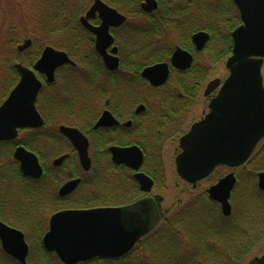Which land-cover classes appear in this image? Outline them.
<instances>
[{"label":"flooded vegetation","instance_id":"af4514ba","mask_svg":"<svg viewBox=\"0 0 264 264\" xmlns=\"http://www.w3.org/2000/svg\"><path fill=\"white\" fill-rule=\"evenodd\" d=\"M101 1L125 18L123 22L115 19L108 26V34L112 37V43L107 46L106 54L111 58L113 65L117 59L118 67L114 70L106 66L104 57L96 48L98 40L96 30L103 24L101 14L96 12L94 16L88 18L87 25L82 21L92 10L95 0H61L57 5L56 0H23V6L29 8L31 13L51 10L53 12L50 11V13L60 14L57 30L51 39L59 47L71 50L72 54L58 48L65 52L71 60H73L71 55L78 61L89 57L97 58V68L100 73L97 75L100 76L93 79L92 84L94 87L103 86V89H55V98L60 105L61 117H68L65 114L71 107L77 120L86 122L87 130L84 131L68 122L65 124L62 121L68 118L60 120L59 116L50 118L47 124L38 108L39 97L43 89L37 100V109L44 120L43 126L19 129V135L37 138L36 144L30 146L31 149L24 145L19 146H23L38 157L43 174L40 178L26 176L19 166L22 176L27 179L26 182L20 184L0 180V221L9 228L24 234L29 249L27 264H47V253L55 255L60 264H63L56 253L46 249L43 240L49 231L50 219L54 214L64 210L80 209H62L50 215L47 214V209L52 210L54 203L65 204L80 199L83 193L86 195L83 188L85 183L87 184V196H98L96 181L108 172L115 173V170H118L126 177L130 175L136 183L134 190L139 189L141 192L139 199L126 205L144 198L163 197L162 210L165 218L161 224L167 219L176 203L174 202L167 208L163 207L166 198L162 192L167 184L166 145L169 142L178 141V152L174 160L176 168V158L182 152L181 139L190 132L194 124L204 120L210 114L211 102L218 96L221 88L207 92L208 85L212 81H209L207 77L208 68L212 66L214 73L223 64L222 61H228L234 48L233 33L243 25L239 8L234 0H155L157 7L152 11L146 10L144 6L146 0ZM12 5H15V0L13 3L11 0H0L1 15H5L7 11L10 14ZM232 26L235 28L229 33L228 27ZM193 27L199 30L194 32ZM208 27L217 30L214 43H211V33L206 30ZM202 32L209 35V41L202 50H199L194 36ZM39 33L42 35L41 31ZM31 40L33 45V39ZM178 50L191 55L192 64L189 68L181 69L173 65L172 59ZM228 52L230 54L224 60ZM214 61L221 62L213 64ZM159 64H168L169 78L162 86H153L150 80L143 77V72ZM181 80L185 84V89L177 88V82ZM169 83L170 87L164 88ZM8 96L0 103V106ZM201 96L205 99L206 107L200 118L194 120L192 119L195 118L193 112ZM59 120L62 123L56 128L61 136L59 141L61 154L53 158L49 156L46 161L42 160L38 153L47 152L49 155L52 151H48L56 148L53 143L47 142V137L48 131L53 132ZM101 120L102 125H99ZM78 121L74 123L80 125ZM62 126L76 128L87 138L90 170L84 169L78 149L66 135L61 133L60 127ZM8 142L12 141L0 143ZM134 147L140 149L144 155V162L139 172L145 173L154 181L150 192L141 189L140 183L135 178L136 170L127 165L118 164L113 159V148ZM59 159H63V162L55 165ZM159 159L161 169L165 174L164 183L160 185L150 175L157 170ZM261 173H264V139L259 142L250 158L241 166H218L209 177L199 181L196 187L181 180L185 185L184 193H188L190 197L185 201L183 199L177 201L190 203L195 196L202 195L204 200H210L215 204L219 215L221 214L226 219L224 225L234 228L238 222L233 219L234 214L237 213L236 199L240 194L248 195L247 188H241V185L251 184L253 188L257 187L260 192L264 193V190L259 187ZM230 175L235 177L236 184L229 198L230 214L225 215L222 204L213 199L209 191ZM43 178L45 179L42 180ZM75 181L79 183L73 191L62 195V188ZM205 183H209V186L204 188ZM125 190L127 195L131 192L126 188ZM193 193L196 195L193 196ZM134 194L137 195V193ZM105 207L112 206L95 208ZM208 214L205 208L207 219ZM219 220L222 223V220ZM4 260L8 261V264H23L5 251L0 239V261ZM104 260L111 259L104 258Z\"/></svg>","mask_w":264,"mask_h":264},{"label":"water","instance_id":"95a60500","mask_svg":"<svg viewBox=\"0 0 264 264\" xmlns=\"http://www.w3.org/2000/svg\"><path fill=\"white\" fill-rule=\"evenodd\" d=\"M234 2L239 8L243 25L233 33L234 48L226 63L229 77L222 86L220 79L209 83L207 92L221 86L219 94L211 102L210 114L194 124L190 132L181 139L182 152L176 158L178 176L194 187L199 181L209 177L218 166L243 165L264 139V0ZM144 6L146 10L152 11L157 3L155 0H146ZM96 12L103 18L102 26L96 30V48L104 57L106 66L114 70L118 67L117 59L113 65L106 54L107 46L112 43L108 26L115 19L123 22L125 18L101 0H95L92 10L82 19L85 25L88 18ZM194 41L198 49L202 50L209 41V35L198 33L194 36ZM31 45L32 41L27 40L18 49L23 52ZM172 63L177 68L187 69L192 64V57L178 50ZM67 64L75 65L65 52L48 46L32 69L22 64L15 65L20 80L0 106V142L17 139L19 129L43 126L44 120L37 109L43 83L37 73L43 74L47 83L52 84L56 79V71ZM169 73L168 64H159L147 68L143 77L150 80L153 86H162L167 82ZM99 125H102V120ZM60 131L78 149L84 169L90 170L87 138L76 128L62 126ZM112 151L114 161L136 170L135 178L141 189L150 192L154 181L145 173L139 172L144 162L142 151L135 147L113 148ZM14 157L20 163L24 175L33 178L42 176L43 169L35 154L19 146ZM61 162L63 159L57 160L55 165ZM259 179V187L264 190V173L259 175ZM78 183L79 181H75L67 184L61 190L62 195L73 191ZM235 184V177L230 175L209 191L211 197L222 204L225 215H229L231 211L229 198ZM162 202L163 197L155 196L122 207L60 211L50 219L49 231L43 240L44 246L55 252L63 264H79L96 258H120L160 224L165 217ZM0 239L7 253L27 264L29 249L22 232L9 228L0 221ZM248 264H264V255L254 258Z\"/></svg>","mask_w":264,"mask_h":264},{"label":"trees","instance_id":"16d2710c","mask_svg":"<svg viewBox=\"0 0 264 264\" xmlns=\"http://www.w3.org/2000/svg\"><path fill=\"white\" fill-rule=\"evenodd\" d=\"M226 5V3L224 4ZM46 14V15H45ZM40 15V16H38ZM58 13L36 12V17L29 22L27 21L25 27L15 29L10 22L8 23V32H0V57L8 58L7 66L9 72L12 74V81L9 82V86L6 90H2L0 94V103L8 96L10 90H12L19 82V74L15 69V64L22 63L27 67H33L41 56L42 50L46 45H52L56 48L67 50L70 54L71 50L66 47H59V45L52 40V35L57 30ZM1 20V13H0ZM34 27V28H32ZM26 28V29H25ZM235 27H228L229 33ZM194 32L198 31L193 27ZM211 33V43H214L217 30L213 27L206 29ZM35 31H41L43 40L37 39ZM12 32H14L12 34ZM28 38L33 39V46L30 49V53L22 57V54L18 50V46L21 41ZM45 38V39H44ZM4 53H3V51ZM230 52L225 54V58ZM13 56H16L15 58ZM76 66H65L60 69L56 74V81L54 84L49 85L45 82V78L42 75H38L43 81V90L39 97L38 108L39 111L45 117L47 124L50 118L60 117L68 118L63 123L74 124L82 130H87L86 122L78 121L72 113V108H68L66 114L68 117H61L60 105L55 98V89H103V86L92 84V80L100 75L97 68V58H85L83 60H76L71 55ZM10 60V61H9ZM7 61V60H6ZM12 62H14L12 66ZM160 62V61H159ZM221 61H214L213 64H218ZM223 63V61H222ZM213 67L209 66L207 77L213 74ZM104 76L103 74H101ZM170 83L164 88H169ZM172 87V86H171ZM178 89H185V84L181 80L177 82ZM60 114V115H59ZM56 123L55 130L53 132L48 131L47 142L54 144L56 147L54 150H49L48 153H38L42 160L49 159V156L56 157L61 154L60 140L57 128L61 121ZM80 122V125L74 122ZM39 132V131H37ZM37 138L23 135L20 139L8 143H0V180L5 182H17L23 184L26 182V178L22 176L18 163L14 160L13 153L17 146L24 145L28 149L30 146L36 144ZM35 151V149H33ZM162 165L159 159V165L156 166L157 170H154L150 174L156 182L160 185L164 183L165 174L161 169ZM159 168V169H158ZM43 178L42 180H44ZM136 183L131 179L130 175L122 174L121 171L115 170L114 172H108L104 174L101 179L96 181V190L99 192L98 196H87V184L83 185L84 192L80 199L68 202L65 204L54 203L53 210L59 211L62 209H91L100 206H122L131 203L141 197L139 189L134 190ZM131 191L125 194L126 190ZM257 193L255 202L251 201V197L247 195L251 204L264 213V193L260 192L258 188H254ZM134 193H137L135 195ZM134 194V195H133ZM249 202V203H250ZM205 208L207 209L208 219L205 217ZM209 208V209H208ZM210 200H204V197L197 195L193 201L179 202L177 201L175 206L172 207L170 215L163 221V223L148 237L143 239L137 246L124 257L111 260H96L83 264H243L244 258L248 255L252 246H256L257 243L264 241V230L261 233L254 236V233L249 232L247 229L229 230L224 225V219L221 214L219 215ZM245 208V205H244ZM50 213V214H51ZM263 214L254 213L250 221L258 224L259 228L261 224L259 219ZM222 220V223L220 220ZM233 219H236L234 214ZM28 238V237H27ZM29 240V238H28ZM30 242V241H29ZM31 244V243H30ZM196 244V246H195ZM33 252V250L31 249ZM163 251V252H162ZM162 252V253H161ZM47 264H60L57 257L53 254L47 253ZM0 264H8V261H0Z\"/></svg>","mask_w":264,"mask_h":264},{"label":"rangeland","instance_id":"374dc122","mask_svg":"<svg viewBox=\"0 0 264 264\" xmlns=\"http://www.w3.org/2000/svg\"><path fill=\"white\" fill-rule=\"evenodd\" d=\"M14 0H11L13 3ZM61 0H56V5L59 3ZM60 4V3H59ZM51 11V10H49ZM53 12V11H51ZM36 13H31L29 8H26L23 6V0H15V5H12V8L5 15H1V20H0V32L1 33H6L8 32V23L12 24L11 26L14 27L15 29L17 28H22L25 27L27 21L30 19L36 17ZM46 15V14H45ZM40 16V15H38ZM3 17V18H2ZM34 28V27H32ZM26 29V28H25ZM14 32H12L13 34ZM36 36L38 37L37 39H42L43 36L39 33V31H35ZM45 39V38H44ZM43 40V39H42ZM24 42V39L21 41L20 45H22ZM1 46V45H0ZM44 49V48H43ZM3 51V50H2ZM4 53V51H3ZM25 53L22 54V57H25L26 54L30 53V48L25 50ZM14 58L16 56H13ZM7 60V61H6ZM10 61V60H9ZM8 58H4V56L0 57V94L3 92L2 90H6L7 87L11 84H9L10 81H12L13 77L12 74L9 72V68L7 66ZM225 61L223 64H221L217 70L209 77V81L219 78L221 80H225L228 75L229 71L225 66ZM12 66L14 62L11 63ZM263 76H264V69H263ZM2 91V92H1ZM11 91V90H10ZM206 107L205 99L201 96L199 104L195 107V110L193 112V117L194 120H197L200 118L202 115V112L204 108ZM23 135H20L22 137ZM19 137V139H20ZM179 146L178 141L177 142H169L166 145V158H165V163H166V170H167V184H166V189L163 190L162 194L165 195L166 201L163 205L164 208L170 207L174 202L176 203L178 199H183L185 201L186 198H189L190 195L188 193H184L185 191V185L182 183L180 178L177 175L176 168L174 165V160L176 156V152H178L177 147ZM209 183H205L203 187H208ZM241 188H247V194L251 197V201L255 202V197L257 193L255 192L253 186L251 184H246V185H241ZM196 193H193V196H195ZM249 199L247 196H243L242 194L239 195V197L236 199V204L237 206V213H236V220L238 221L236 223V226L234 228L232 227H227L229 230H236L238 229L239 231L241 229H247L249 232L254 233V236L260 234L262 230H264V213L261 211L263 208H260L261 210L257 209L254 204L249 203ZM245 205V208H244ZM53 210V208H52ZM50 208L47 209V214L50 215L51 211ZM254 213L257 214H263V216L259 219V223L261 226L258 228L257 223L255 226V222H251L250 219L253 216ZM243 216V217H242ZM242 217V218H241ZM196 246V244H195ZM163 252V251H162ZM161 252V253H162ZM264 254V241H261L257 243L256 246H252L251 249L249 250L248 255L244 258L243 264H247L250 260H253L255 257H260L261 255ZM150 264H153L149 262ZM144 264V263H140Z\"/></svg>","mask_w":264,"mask_h":264}]
</instances>
